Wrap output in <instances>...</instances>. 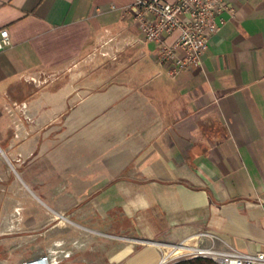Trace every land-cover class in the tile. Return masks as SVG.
I'll return each mask as SVG.
<instances>
[{
  "label": "crops",
  "instance_id": "1",
  "mask_svg": "<svg viewBox=\"0 0 264 264\" xmlns=\"http://www.w3.org/2000/svg\"><path fill=\"white\" fill-rule=\"evenodd\" d=\"M134 1L0 0V264H164L200 232L264 251V0H226L174 76Z\"/></svg>",
  "mask_w": 264,
  "mask_h": 264
},
{
  "label": "built area",
  "instance_id": "2",
  "mask_svg": "<svg viewBox=\"0 0 264 264\" xmlns=\"http://www.w3.org/2000/svg\"><path fill=\"white\" fill-rule=\"evenodd\" d=\"M129 9L133 10L137 26L144 37L158 44L159 59L169 64V74L174 76L183 69L201 65L208 41L218 30L217 15L230 8L226 0H135ZM176 29L180 31L179 37L172 45H167L164 35ZM112 40L113 37L108 36L106 31L94 51L107 55V52L101 51L99 47ZM9 44L7 28H0V50ZM48 77L50 76L42 74L40 77L29 76L25 80L40 86L48 81ZM6 110L10 115L17 112L24 117L26 104L13 101ZM206 239L210 240L208 245L204 243ZM191 241L193 243L181 241L173 246V250L182 248L193 257H206L215 264H264V251L248 253L218 249L214 246V235L210 232H200L193 236ZM23 264H46V256L40 261Z\"/></svg>",
  "mask_w": 264,
  "mask_h": 264
},
{
  "label": "rangeland",
  "instance_id": "3",
  "mask_svg": "<svg viewBox=\"0 0 264 264\" xmlns=\"http://www.w3.org/2000/svg\"><path fill=\"white\" fill-rule=\"evenodd\" d=\"M50 72V71H48ZM48 72H45L46 75H49ZM50 76V75H49ZM50 80V77H48V81ZM171 259L169 260H166L164 264H175L177 262H186V261H192L195 257L192 256L191 253L185 251V250H175L171 255H170ZM202 258H205L206 257H202ZM209 259V258H207ZM212 261V260H211ZM211 261H196L197 263L201 264V263H204V264H214L212 263Z\"/></svg>",
  "mask_w": 264,
  "mask_h": 264
},
{
  "label": "trees",
  "instance_id": "4",
  "mask_svg": "<svg viewBox=\"0 0 264 264\" xmlns=\"http://www.w3.org/2000/svg\"><path fill=\"white\" fill-rule=\"evenodd\" d=\"M211 261L210 259H205V258H202V257H195L192 261H186V262H177L175 264H199L197 263L196 261ZM212 263H214L213 261H211ZM201 264H204V263H201ZM215 264V263H214Z\"/></svg>",
  "mask_w": 264,
  "mask_h": 264
},
{
  "label": "bare ground",
  "instance_id": "5",
  "mask_svg": "<svg viewBox=\"0 0 264 264\" xmlns=\"http://www.w3.org/2000/svg\"><path fill=\"white\" fill-rule=\"evenodd\" d=\"M175 250H181L182 251V248H176L174 250L171 251V253H169V256L175 251ZM167 256L164 257L163 260H166ZM170 258V257H169Z\"/></svg>",
  "mask_w": 264,
  "mask_h": 264
}]
</instances>
